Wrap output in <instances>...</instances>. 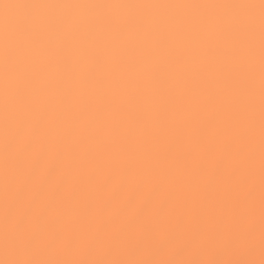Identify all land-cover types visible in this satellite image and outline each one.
<instances>
[{
	"label": "snow or ice",
	"instance_id": "obj_1",
	"mask_svg": "<svg viewBox=\"0 0 264 264\" xmlns=\"http://www.w3.org/2000/svg\"><path fill=\"white\" fill-rule=\"evenodd\" d=\"M0 264H264V0H0Z\"/></svg>",
	"mask_w": 264,
	"mask_h": 264
}]
</instances>
